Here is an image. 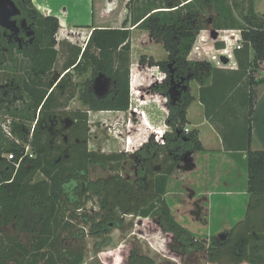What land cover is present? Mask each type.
<instances>
[{
    "label": "trees",
    "instance_id": "trees-1",
    "mask_svg": "<svg viewBox=\"0 0 264 264\" xmlns=\"http://www.w3.org/2000/svg\"><path fill=\"white\" fill-rule=\"evenodd\" d=\"M135 1L147 3L144 0H130L128 5ZM21 2L23 11L30 14L36 27L34 44L23 52L15 53L14 50H11L14 56L8 64L10 67H18L19 55H21L23 57L21 60L27 61L30 67V83L26 84L29 103L24 109L22 117L33 119V114L37 110L48 107L57 98L55 91L60 86L64 87L60 91V96L69 95L73 101L78 97L77 84L73 83V77H85L86 75H89V78H85L83 87L87 90L85 95L78 97L79 101H82L87 108L94 112H127L130 107L131 54V30L127 28L128 20L124 22L121 29L95 28L84 48L72 45L66 58L63 57L64 65L61 73L64 74V77L61 79L60 85L50 93L55 81V71L58 70L59 61L62 59L55 38L60 27L59 21L54 17L41 16L33 7L31 0H21ZM221 2L224 6V13L216 8L217 17L212 19L213 27L215 30H240L242 33L243 48L237 50L235 55L243 53L250 59L245 70L249 86L247 104L250 109L249 115H252L256 99L254 87L259 84L255 74L264 63V15L255 12L253 0H177L173 7H158L151 10L146 7L139 15L133 13L130 21L132 26L148 31L164 46L168 53L166 61L154 62L150 60L149 62L166 74V80L158 88V91L168 96L170 65L175 70V76L190 77V80L187 81L189 89L175 106L168 104L170 113L166 124L171 128V132L165 134V145L161 146L151 142L153 146L151 154L148 156L151 158L149 160L151 164L139 171L136 180L134 182L125 181L119 175H115L102 181L104 198L101 200L100 207L104 220L102 223H96L87 215L82 218L83 224H91V235L104 233V230H100L101 227H105L111 222L115 223V227H121L123 221L120 216L122 215L147 219L152 217L156 219L163 233L173 236V242L169 248L179 258L181 256L188 258L194 253H205L209 264H244L249 261V258L240 250L243 239L240 225L234 228L228 239L223 242H219L216 237L208 241L198 240L175 221L165 199L168 179L181 161V157L175 160L171 153L179 146L182 147L183 154L204 150L197 130L185 133L188 123L187 111L194 99L190 83L197 81L201 85V91L206 90V83L217 68L212 67L206 61H189L188 57L199 33L208 29L204 28L208 22L196 8V4L203 3L210 10L213 3L219 5ZM58 37H60V33ZM217 47L220 49L223 46L218 44ZM5 67L6 65L2 66L0 70ZM99 75L111 78L116 84L115 91L105 100H97L88 91L94 78ZM9 113L16 117L15 112ZM177 131H181L187 141L181 136L178 137ZM16 135L17 138H27L25 135L21 136L15 132ZM250 136L251 130L249 138ZM41 144L42 141L31 143L36 152H39L37 150ZM22 149L20 145L7 139L0 131V264H19L20 259H25L27 256V247H23L19 241L6 235L8 228L21 229L23 205L27 195L33 194L48 205L44 218L35 220L33 228L26 231V233L38 236V251H42L48 246L47 242L52 237L54 230L53 223L59 212H68L70 206L74 209L84 207L82 202L68 203L66 200H62L63 192L59 189L64 182L65 175L61 171L54 176L49 174L47 169L51 163L46 161L47 158L26 160L16 170V160ZM5 154L12 155V160L3 158L2 156ZM102 156V160H95L92 163H102L114 172L120 170L123 161L120 154H102ZM155 164H160L161 169L156 171L153 168ZM165 165L166 168H164ZM246 167L249 177L248 192L252 196L264 195V151H252L248 147ZM37 173H42L45 177L33 184ZM250 232L252 230L248 228L247 233ZM78 237L83 239L84 232ZM82 257L83 255L79 256V263L82 261ZM44 260L47 261L46 264L56 262L54 257L51 259L46 257ZM30 264H44V262L34 263L32 261ZM127 264L157 263L153 258L142 254L138 248L134 247L130 250Z\"/></svg>",
    "mask_w": 264,
    "mask_h": 264
},
{
    "label": "crops",
    "instance_id": "crops-1",
    "mask_svg": "<svg viewBox=\"0 0 264 264\" xmlns=\"http://www.w3.org/2000/svg\"><path fill=\"white\" fill-rule=\"evenodd\" d=\"M31 1L41 16L59 21L57 48L67 41L82 47L80 36L89 40L95 28H123L130 7V0ZM253 6L257 14L264 15V0H253ZM130 21L129 29L133 28ZM235 56L238 67H215L206 90L201 91L197 81L195 87L190 83L194 99L186 128L198 131L204 150L186 155L183 161L187 163L182 161L168 179L165 198L175 221L198 239L218 238L240 225L244 239L240 250L249 258L244 264H264V195L248 192L246 167L248 147L264 151V63L258 71L262 74H255L259 84L254 87L256 99L250 116L245 70L250 59L243 53ZM248 228L252 232L247 233ZM253 236L260 258L256 263L252 261Z\"/></svg>",
    "mask_w": 264,
    "mask_h": 264
},
{
    "label": "rangeland",
    "instance_id": "rangeland-1",
    "mask_svg": "<svg viewBox=\"0 0 264 264\" xmlns=\"http://www.w3.org/2000/svg\"><path fill=\"white\" fill-rule=\"evenodd\" d=\"M144 1L147 3L135 1L130 4L127 13L129 21L133 13L134 15H139L146 7L148 10L158 7L168 8L175 6L177 3V0ZM196 8L200 10L208 22L204 27L208 29L204 31H215L212 19L217 17L216 8L224 13L222 2L219 5L213 3L210 10L203 3H197ZM130 30V107L128 111L129 113L131 111V114L129 116L112 112H91L89 114V148L105 155L112 153L121 154L120 151L125 150V148L127 150L128 146L130 147V154H133L134 150L136 151L143 142L150 138L154 143H157V140L159 142L157 144L160 145V143L165 141L162 137L166 133L171 132V128L166 124V119L170 113L169 99L168 96L158 91V88L166 80V74L149 63L150 60L154 62L166 61L168 53L164 46L154 39L148 31L137 26ZM208 36L207 42L203 45L206 51H213L209 42H212L211 37L217 36L212 33H208ZM80 38L83 41L81 43L83 46L87 38L84 35L80 36ZM72 45L70 41H67L58 47L62 59L59 61L57 74L62 71V66L64 65L63 57L66 58ZM226 58L227 56L222 57L224 62ZM206 62L215 68L216 64L214 62ZM225 64L226 66L229 65ZM19 65L20 68H18ZM19 65L18 67L7 65L2 68L0 82L5 78H13L18 81L23 74H25L24 77H29L30 67L28 62L19 58ZM85 78H89V75L73 77V83L77 84V91L83 89ZM191 83L192 86H196V81ZM79 106H81V102L77 97L72 101L71 107L76 109ZM135 108L140 114L132 111ZM3 117V110L0 109V120H4ZM128 117H130V120H128ZM109 125H116L117 129L108 131ZM135 157L136 155L126 156L125 162L121 164L123 174L132 182L136 180L139 168V160H136ZM186 163L184 162V164ZM113 174H115L113 170L109 172V170L97 168L91 178L92 180L105 179ZM41 179L43 177L40 175L36 177V180ZM84 201L85 205L81 212H77L74 207L70 206L69 211L71 213L69 211L58 213L53 223L52 237L47 242L48 246L42 251L37 250L39 245L37 235L29 234L13 227L8 228L6 235L19 241L28 250L27 256H25V259H20L19 264H30L32 261L46 264L47 261L44 260L46 257L55 258L56 262L53 261L51 264H127L130 250L134 247L138 248L142 254L153 258L157 264H209L205 253H194L188 258L183 256L179 258L169 248V245L171 246L173 242V236L163 233L156 219L152 217L148 219L133 216L125 217L122 229L114 227L102 234L91 235V224H83L81 217L83 218V216L87 215L98 223L101 220L102 212L99 209L97 198L91 196L88 201ZM82 232H84V238L79 239L78 235ZM257 249V238L253 236L251 239V252L253 254L252 261L255 263L260 261L259 256H256L255 253ZM80 255H83V257L79 263L78 258Z\"/></svg>",
    "mask_w": 264,
    "mask_h": 264
},
{
    "label": "flooded vegetation",
    "instance_id": "flooded-vegetation-1",
    "mask_svg": "<svg viewBox=\"0 0 264 264\" xmlns=\"http://www.w3.org/2000/svg\"><path fill=\"white\" fill-rule=\"evenodd\" d=\"M14 1L22 12L19 17L15 18L18 22L20 31L18 35H15V31L12 33L10 31L7 32L0 27V68L5 65L7 66L10 63L12 57L14 56L11 50H14L15 53L23 52L30 49L35 42L36 27L35 23L32 21V17L30 14L23 11L21 7V0ZM24 21L27 22L25 25ZM29 27L32 28L35 33L33 37H28V33L32 31ZM19 57L23 59L21 55H19ZM55 72V81L50 93L60 85L61 79L64 77L63 73L60 72L57 74L58 71ZM24 75L25 74L20 76V79L18 80L19 82L13 78H5L0 82V109L3 110L4 115V120H0V131L7 139L14 141L16 144L20 145L21 148H23L16 160V170H18L22 163L26 160L47 158L46 161L51 163L48 165L47 169L49 174L54 176L61 171L65 175L64 182H62L59 189L63 192L62 200H66L68 203L82 202L85 205L84 200L88 201L89 197L92 196L97 198L99 209L102 212L101 220L99 222L102 223L104 220L103 211L100 207L101 200L104 198L102 181L115 175H119L125 181L131 180L125 177L122 168H120L118 172L116 171L115 174L105 179L92 180L91 176L97 168L106 169L111 172L110 167H105L102 163H92L95 160H102L103 158L101 152L91 150L89 148V114L94 111L87 108L82 101H80L81 106L73 109L71 107L72 100L69 98V95L60 96V91L64 89V87L60 86V88L55 91L57 98H55L48 105V107L37 110L36 113L33 114V119H24L22 115H24V109L29 103V94L26 91V84L30 83V73H28L29 77H24ZM175 77V79H180L183 76ZM96 78H94L93 82ZM185 84L188 85L187 81ZM90 88L88 89L89 92H91ZM86 90L87 89L85 87H83L82 90L79 89V91H77V96L80 97L81 95H85ZM185 94L186 92L182 94L180 101ZM12 111L15 112L16 117L9 113ZM98 112L105 113V111ZM124 115L129 116L130 113L127 111ZM128 120H130V117H128ZM3 125H7L6 127L8 131L4 129ZM112 129H117L116 125L108 126V131H111ZM15 132L21 136L25 135L27 138H17V135L15 136ZM162 138H165V136ZM34 141L37 143L42 141L41 147L37 150L39 152H36L31 145ZM151 142H154L151 138L143 142L136 151L134 150V152H132L133 154H130L129 146L127 151H125L126 148L125 150L120 151V155L123 158L122 163L125 162L126 156L136 155V160H139V168L137 170L136 177L138 176L140 170H144L145 167L151 164V161H149L151 158L148 157L150 156L149 154H151L150 151L153 146L151 145ZM156 142L159 143L157 140ZM160 145H165V141L164 144L160 143ZM181 148L182 147L179 146L177 150L175 149L171 153L174 155L173 157L175 160L181 157L180 163L189 153L185 152L183 154V150ZM8 156L10 155L5 154L2 157L5 159H11L8 158ZM153 168L156 171L160 170L161 165L155 164ZM164 168H166V165ZM38 175L42 176L43 179L45 177L42 173H37L33 179V184L42 180H36ZM99 182L101 183L97 185ZM23 206V225L21 229L23 232H26L33 228L35 220L44 218L48 205L41 202L37 196L30 194L27 195ZM83 208L84 207L75 210L77 212H81L83 211ZM69 213H71V211H69ZM129 216L131 215L120 216L123 224L125 222V217ZM114 224V222H111L105 225V227L102 226L100 230L107 232L116 226ZM116 228L122 229L123 225Z\"/></svg>",
    "mask_w": 264,
    "mask_h": 264
},
{
    "label": "water",
    "instance_id": "water-1",
    "mask_svg": "<svg viewBox=\"0 0 264 264\" xmlns=\"http://www.w3.org/2000/svg\"><path fill=\"white\" fill-rule=\"evenodd\" d=\"M22 14L20 8L17 6L14 0H0V27L3 28L5 31H10L11 33L15 31V35L19 34L20 28L18 26V22L15 19ZM27 22L24 21V25ZM32 30V28L29 27ZM35 35L34 31L28 33V37H33ZM170 67V77H171V84L168 90V99L169 104L171 106H175L179 101L180 97L184 92H187L189 86L185 84L186 81L190 80V77H182L175 79V70L173 69L172 65ZM116 89L115 82L105 76L99 75L95 81L93 82L90 91L95 95V97L99 100L105 99L108 95L114 92ZM178 137L181 136L185 141L187 139L182 136L181 131H177ZM229 236V233H222L218 236L219 241H225Z\"/></svg>",
    "mask_w": 264,
    "mask_h": 264
},
{
    "label": "built area",
    "instance_id": "built-area-1",
    "mask_svg": "<svg viewBox=\"0 0 264 264\" xmlns=\"http://www.w3.org/2000/svg\"><path fill=\"white\" fill-rule=\"evenodd\" d=\"M208 33H212L217 37H211V41L209 44L212 46L213 51H206L204 48V43L207 42ZM88 40L82 46L83 48L87 45ZM222 44V48H218L217 45ZM243 48V38L240 30H215V31H201L194 43L192 51L188 57L191 61H209L214 62L216 64L215 67L220 69L227 68H237L238 64L236 62L235 52L237 50H241ZM227 56L225 62L222 57ZM229 64L226 66V64ZM136 114H140L137 108L132 110ZM129 112V111H128ZM125 114V112H119ZM131 114V111H130ZM7 125H3L4 129L8 131ZM191 130L185 128V133L188 134ZM164 144V141L163 143ZM129 148V147H128ZM128 150V149H127ZM125 150V151H127ZM12 158V155L9 156Z\"/></svg>",
    "mask_w": 264,
    "mask_h": 264
},
{
    "label": "clouds",
    "instance_id": "clouds-1",
    "mask_svg": "<svg viewBox=\"0 0 264 264\" xmlns=\"http://www.w3.org/2000/svg\"><path fill=\"white\" fill-rule=\"evenodd\" d=\"M164 134V133H163ZM163 136V135H162Z\"/></svg>",
    "mask_w": 264,
    "mask_h": 264
}]
</instances>
